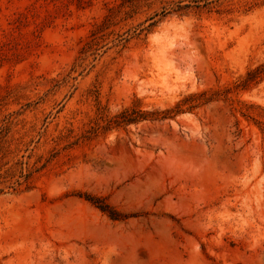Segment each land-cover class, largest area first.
Segmentation results:
<instances>
[{
    "label": "rangeland",
    "instance_id": "374dc122",
    "mask_svg": "<svg viewBox=\"0 0 264 264\" xmlns=\"http://www.w3.org/2000/svg\"><path fill=\"white\" fill-rule=\"evenodd\" d=\"M262 64L264 0H0V264H264Z\"/></svg>",
    "mask_w": 264,
    "mask_h": 264
},
{
    "label": "trees",
    "instance_id": "16d2710c",
    "mask_svg": "<svg viewBox=\"0 0 264 264\" xmlns=\"http://www.w3.org/2000/svg\"><path fill=\"white\" fill-rule=\"evenodd\" d=\"M264 71V64L251 69L248 71L246 77L242 80L241 84H238L237 86L239 87H247L250 85L251 82L256 81V79L258 77H261V73ZM136 120V117L130 116L129 117V122H133ZM2 130L0 131V135H2ZM30 173V172H29ZM30 174H27L26 176H29ZM86 199L92 201L93 203H95L98 207H100L102 210L104 211H108L110 213V216L113 218H118L120 217L119 214H117V212H115L114 210H111L109 208V206L107 204H103L100 202L99 198L93 197L91 195H86L85 196Z\"/></svg>",
    "mask_w": 264,
    "mask_h": 264
}]
</instances>
